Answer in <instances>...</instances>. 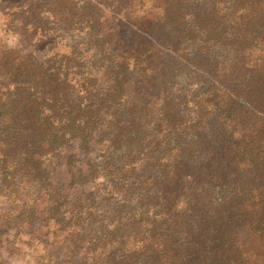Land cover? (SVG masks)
<instances>
[{
  "label": "trees",
  "instance_id": "trees-1",
  "mask_svg": "<svg viewBox=\"0 0 264 264\" xmlns=\"http://www.w3.org/2000/svg\"><path fill=\"white\" fill-rule=\"evenodd\" d=\"M9 18L29 39L0 44V264H264V0ZM15 231L44 253L10 262Z\"/></svg>",
  "mask_w": 264,
  "mask_h": 264
},
{
  "label": "flooded vegetation",
  "instance_id": "flooded-vegetation-1",
  "mask_svg": "<svg viewBox=\"0 0 264 264\" xmlns=\"http://www.w3.org/2000/svg\"><path fill=\"white\" fill-rule=\"evenodd\" d=\"M23 0H0V44L3 42H7L8 45L17 46L19 44L24 45L26 38L22 33H10L7 34L6 31L16 30L19 26L17 21H12L9 18L11 13L16 12V8L19 7ZM47 228L44 229V232ZM18 233V236H15V239L9 236V242H12V245H8L9 248V256L7 257L10 262L20 261L27 262L30 256H35L36 254L42 255L44 250H42V246L40 241H31V236L22 232H14ZM36 234L32 233V236Z\"/></svg>",
  "mask_w": 264,
  "mask_h": 264
}]
</instances>
